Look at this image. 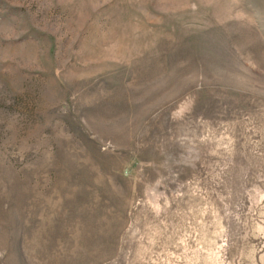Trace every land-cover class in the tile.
Segmentation results:
<instances>
[{
    "label": "rangeland",
    "instance_id": "obj_1",
    "mask_svg": "<svg viewBox=\"0 0 264 264\" xmlns=\"http://www.w3.org/2000/svg\"><path fill=\"white\" fill-rule=\"evenodd\" d=\"M0 264H264V0H0Z\"/></svg>",
    "mask_w": 264,
    "mask_h": 264
}]
</instances>
